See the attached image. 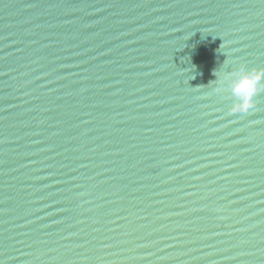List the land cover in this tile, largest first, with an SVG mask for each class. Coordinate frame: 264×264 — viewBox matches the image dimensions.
<instances>
[{
	"label": "water",
	"instance_id": "95a60500",
	"mask_svg": "<svg viewBox=\"0 0 264 264\" xmlns=\"http://www.w3.org/2000/svg\"><path fill=\"white\" fill-rule=\"evenodd\" d=\"M264 0H0V264H264Z\"/></svg>",
	"mask_w": 264,
	"mask_h": 264
},
{
	"label": "clouds",
	"instance_id": "9594fccd",
	"mask_svg": "<svg viewBox=\"0 0 264 264\" xmlns=\"http://www.w3.org/2000/svg\"><path fill=\"white\" fill-rule=\"evenodd\" d=\"M225 81L234 98L230 113H246L254 107V97L259 91L264 90V69L239 65L234 71L219 79V86L215 89L218 94L221 93V85Z\"/></svg>",
	"mask_w": 264,
	"mask_h": 264
}]
</instances>
